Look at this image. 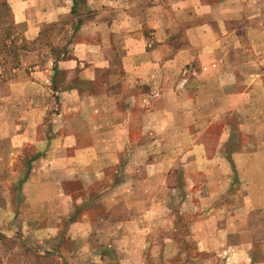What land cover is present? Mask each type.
<instances>
[{"label": "crops", "instance_id": "crops-1", "mask_svg": "<svg viewBox=\"0 0 264 264\" xmlns=\"http://www.w3.org/2000/svg\"><path fill=\"white\" fill-rule=\"evenodd\" d=\"M13 6V21L27 39L35 38L45 23L60 20L65 13L74 17L73 39L66 43L65 56L56 62L55 69L58 72L61 69L79 72L80 77L92 82L103 75L108 76L115 69L121 70L120 82L126 90L122 92L124 96L113 91L105 95L113 100L117 95L119 99L141 102L136 108L131 103L125 105L122 116L139 109L140 115L147 114L141 107L145 93L140 89L144 88L150 91L155 102L149 114L167 115L168 126L173 124L170 121L173 116H194L209 123L216 118L222 126L216 147L219 155L207 160L210 162L201 175L207 182L221 178L227 180L233 173L234 178L236 175L240 182H244L241 184L246 186L243 201L228 219L239 234L237 243L246 240L244 242L250 245L247 246L251 253L248 264H264V258L256 257L254 249L255 246L258 253H264V234L263 239L256 240L257 237L252 236L254 233L246 228L250 227L253 213L264 218V138L257 129L264 120V0H16ZM196 51H199L201 60ZM195 58L198 64L193 65L194 69H200V72L191 81L202 85V92L193 89L192 83L186 86L187 90L178 88L182 83L181 80L178 82L179 74ZM49 69L48 80L54 73L52 67ZM167 98L173 106L162 108V102ZM225 118H232V122ZM137 129L144 133L142 127ZM145 133L148 137L153 132L148 130ZM238 134L245 139L235 138ZM129 142L124 141L122 148L125 149ZM132 142L133 147L121 158L124 165L116 178L120 189L124 190L125 185L129 189L127 192L121 190L127 203L122 205L120 214L112 202L116 188L113 183L107 186L106 172L93 177L105 182L93 195L95 200L100 197L97 205L65 192L66 181L80 176L81 165L94 164L97 159L95 156L91 158L92 154L95 155L94 145L81 147L74 144L68 146L73 151L62 161L56 157L59 155L49 152L32 160L19 192L29 206L21 204L15 210L17 218L23 214L24 220L14 225L9 223L8 229L14 231L13 236L1 238L25 240L31 246L43 240H64L65 236L59 232L63 229V218L70 214L68 229L73 235L68 232L66 236L70 240H134V236L141 240L140 234H146L149 216L152 225L157 223L152 240H161L159 212H172L170 206L161 205L160 182L164 176L161 171L171 169L177 162L174 157V164L165 166L160 154L145 153L146 157L133 158L131 152L139 150L148 140ZM59 145L56 143V147ZM191 146L196 145L184 144L182 147L188 149ZM62 147L66 148L65 144ZM87 155L86 159L84 156ZM199 160L190 157L179 163L185 166L183 179L189 182V189L184 190L185 198L193 192L192 182L197 179L194 176L203 169H194ZM213 161L217 168L219 165L223 169L222 173L214 174ZM108 164L105 162V167ZM150 167L153 168L151 174L146 173ZM206 186L200 190L202 196L208 195V184ZM222 192L221 197L225 191ZM222 204L223 201L215 208L224 210ZM200 210L201 236L198 240H208L210 226L204 212L208 208ZM226 220H216L211 226L213 234L217 230L220 236L221 230L229 228ZM80 228L84 233L79 231L74 235L76 231L73 230ZM116 229L121 231L114 236Z\"/></svg>", "mask_w": 264, "mask_h": 264}, {"label": "rangeland", "instance_id": "rangeland-1", "mask_svg": "<svg viewBox=\"0 0 264 264\" xmlns=\"http://www.w3.org/2000/svg\"><path fill=\"white\" fill-rule=\"evenodd\" d=\"M15 2L16 0H0V5L1 3L7 5L9 17L6 18L12 20L14 27L22 35V31L13 21L12 7H15L13 6ZM2 8L0 7L1 12ZM5 15L7 13L3 16ZM3 16L0 15V19H3ZM75 24L74 17L65 13L60 20L45 23L35 38L27 39L22 35L28 41L29 48L20 54V67L15 75L4 77L6 79L0 77V229H2L0 238L13 236L14 231L8 229L9 223L14 225L17 221L24 220L23 214L17 218L15 210L21 204L29 206V202H24L19 192L23 177L27 175L32 160L49 152L51 155H59L56 157L62 161L66 154L73 151V148L68 146L74 144L81 147L94 145L95 155L92 154L91 158L95 156L97 159L94 164L81 165L80 176L66 181L65 192L71 197L87 199V202L90 200V203L97 205L100 197L95 200L93 195L100 191L105 182H99L93 177L106 172L107 186L113 183L116 188L112 202L118 214L127 201L126 197H123L125 195H121L123 189H120V183L116 178L122 172L121 165H124L121 158H124L127 150L130 151L133 147L132 141L148 140L139 150L131 152L130 156L133 158L146 157L145 153L155 156L160 154L163 164L168 166V163L174 164L175 157L177 163L171 169L161 171L164 176L160 182L161 205L170 206L172 212L166 213L164 210L159 212L161 240L156 238L152 240L157 223L152 225L150 216L146 234H140L141 240H136V236L134 240H98V238L70 240L66 236L68 232L70 236L73 235L72 230L68 229L72 215H65L62 220L63 229L59 232L62 237L65 236L64 240H43L31 246V244L27 245L25 240L1 238L0 264H248L247 258L251 253L247 246L250 245L244 242L246 240L241 241L242 244L237 243L239 234L229 220L232 218L231 212L238 209L245 196L246 186H241L244 182H240L236 175L234 178L233 173L227 180L221 178L207 182L201 175L210 162L207 160L219 155L216 147L220 141L218 135L222 126L216 118L209 123L194 116H173L170 120L173 124L168 126L167 115H159L158 112L149 114L155 102L152 100L153 96L149 94L150 91L144 88L140 89L145 93L141 107L147 114L140 115L139 109L130 115L122 116L121 111L125 105L131 103L136 108L141 102L137 104L136 101L119 99L117 95L113 100L105 95L113 91L124 96L122 92L126 90L122 88L120 82L121 70L115 69L108 76L103 75L98 78L96 82L87 81L84 76L80 77L79 72L63 69L58 72L55 64L65 56V45L73 39ZM5 25L6 23L1 26ZM196 54L201 60L199 51H196ZM195 60L197 59H193L182 69L178 76V82L181 80L182 83L178 88L186 89V86L192 83L190 86L193 89L199 92L204 89L202 85L191 81L199 76L200 72V69L199 71L194 69L193 65L198 64ZM50 67L54 73L48 80ZM185 78L188 80L184 81ZM14 82H18V85H10ZM172 106L173 103L168 98L162 102V108L168 109ZM227 120L232 122V118ZM192 121L193 123H189ZM138 126L142 127L144 133L137 129ZM257 129L259 133L262 132L261 136L264 138V120ZM148 130L153 133L145 137V132ZM187 130L190 131L189 134ZM235 138L245 139L240 134L235 135ZM126 140L130 142L125 144L124 149L122 146ZM262 140L264 142V139ZM56 143L60 144L59 147H56ZM63 144L66 148L62 147ZM184 144L196 146L183 149ZM84 157L87 159L88 155ZM190 157L203 160H199L194 167L195 170L203 169L194 176L197 179L192 182L193 192L185 198L184 190L189 189V182L183 179L185 166L182 161ZM103 162L109 164L105 167ZM212 163L214 174L222 173L223 169L219 168V165L217 168L216 162ZM152 170L153 168L150 167L146 173L151 174ZM228 171L231 172V169ZM207 184L208 195L202 196L200 190L206 188ZM124 188L123 192L129 191L126 185ZM172 188H175V191ZM223 190L225 192L221 197ZM182 201L185 202L181 205ZM222 201L224 202L222 206H225L223 211L215 208ZM79 204L81 206L82 202ZM202 208H208L204 211L205 219L209 220L210 226L208 240H198L201 236L198 222ZM252 215L250 227L246 228L250 233H254L252 236L257 237L256 240H261L264 234V218L259 213ZM222 219L228 220L226 222L229 225L226 226L229 228L221 230L220 236L217 230L213 234L214 230L211 226L216 220ZM73 231H76L74 235H78L79 231L84 233L83 228ZM114 231L115 236V233L121 229ZM132 232L136 233L137 230ZM234 235L235 240H233ZM118 238L121 239L120 236ZM244 238L248 239L246 236ZM254 249L256 257L264 258V253H258L259 250L255 246Z\"/></svg>", "mask_w": 264, "mask_h": 264}, {"label": "trees", "instance_id": "trees-1", "mask_svg": "<svg viewBox=\"0 0 264 264\" xmlns=\"http://www.w3.org/2000/svg\"><path fill=\"white\" fill-rule=\"evenodd\" d=\"M0 7H3L2 12L0 11L1 16L7 13L0 19V77L6 79L4 77L15 75L20 67V54L28 50L29 46L28 41L14 27L12 20L6 18L9 17L7 5L1 3ZM5 23V26H1Z\"/></svg>", "mask_w": 264, "mask_h": 264}]
</instances>
